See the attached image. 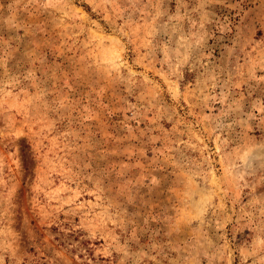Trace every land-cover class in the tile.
<instances>
[{"label":"rangeland","instance_id":"1","mask_svg":"<svg viewBox=\"0 0 264 264\" xmlns=\"http://www.w3.org/2000/svg\"><path fill=\"white\" fill-rule=\"evenodd\" d=\"M0 264H264V0H0Z\"/></svg>","mask_w":264,"mask_h":264}]
</instances>
